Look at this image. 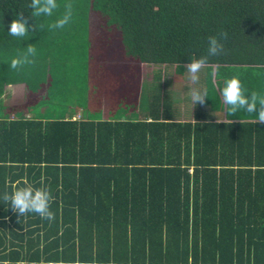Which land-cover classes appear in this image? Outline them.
Segmentation results:
<instances>
[{
  "label": "trees",
  "instance_id": "1",
  "mask_svg": "<svg viewBox=\"0 0 264 264\" xmlns=\"http://www.w3.org/2000/svg\"><path fill=\"white\" fill-rule=\"evenodd\" d=\"M67 2L32 18L30 0H0V264H264V124L210 114L225 119V79L248 98L264 92V0H70L71 22L50 30ZM18 14L36 25L23 39L8 34ZM221 31L225 53L209 57L219 74L206 67L196 85L207 90L196 123L87 111L108 92H96L98 75L122 73L116 61L124 73L150 64L181 76ZM29 45L35 62L12 69ZM16 83L26 95L9 103L3 87ZM150 105L171 103L155 89ZM28 184L51 190L54 220L3 201Z\"/></svg>",
  "mask_w": 264,
  "mask_h": 264
},
{
  "label": "clouds",
  "instance_id": "2",
  "mask_svg": "<svg viewBox=\"0 0 264 264\" xmlns=\"http://www.w3.org/2000/svg\"><path fill=\"white\" fill-rule=\"evenodd\" d=\"M31 9V17H51L55 10L59 7L57 0H30L27 5ZM65 11L61 18L57 19L54 23L48 25L49 29H62L68 25L73 16V5L67 2L64 5ZM8 34L12 37L23 39L29 35V28L36 31V25L33 23L29 26L27 18L22 14H18V18L13 19L7 26ZM44 27L43 24L40 25ZM228 39V33L221 31L217 35L209 36L207 38V54L199 58H189V63L184 65L187 72V83L191 85L189 92L192 108L197 103L203 105L205 98H207V90L196 87L200 82V72L206 67H211L212 75L215 77L219 74V65H209V57L219 56L225 53L224 41ZM36 48L33 45L26 47V50L20 54L18 58L11 61L10 67L12 69H18L25 65L33 64L34 57L36 56ZM220 96L225 105V119L217 121L216 123H224L231 125L232 119L237 112H244L250 116L255 117L254 123L264 124V92H251L250 98H248L247 89H245L237 77L225 79L224 86L219 89ZM259 106V107H258ZM191 108V109H192ZM258 113L253 115V113ZM194 121V120H193ZM194 123H196L194 121ZM2 199L7 203L11 210L18 216H22L28 213H35L41 218L52 221L55 219V213L50 210V202L54 199L51 190L48 187L34 188L31 184L25 187L18 188L11 194L4 193ZM4 264H9L5 261ZM48 264H55L53 261H49Z\"/></svg>",
  "mask_w": 264,
  "mask_h": 264
},
{
  "label": "crops",
  "instance_id": "3",
  "mask_svg": "<svg viewBox=\"0 0 264 264\" xmlns=\"http://www.w3.org/2000/svg\"><path fill=\"white\" fill-rule=\"evenodd\" d=\"M182 81H187V78L183 79L182 75L178 77L173 74L171 76L153 73H139L138 75L125 73L124 75L123 73L100 74L96 78V92L100 94L104 90H108V92L101 95V105L89 106L87 107V111L94 119H112L116 113H119L120 119L148 120L150 118L148 112L151 111L154 114L156 109L159 118H168L170 121L175 122L192 121L194 119L193 110L195 107L192 108L190 96L187 94L191 85L184 82L182 84ZM155 89L159 90L161 95L167 94L171 103L168 111L164 109V106H160V102V105L157 107L150 105L151 99L155 95ZM3 90V96H15L19 92V95L22 97L26 95L22 83L6 84ZM182 90L186 91V96L182 97V95L177 93L178 91L182 92ZM121 99L124 103H128V106L118 105L117 102ZM71 108L73 109L72 106ZM44 109L45 106H40L38 110L44 112ZM81 111L82 107L74 110L70 109V111L66 109L64 116L67 117L71 114L70 116L72 117H78ZM210 114L216 120L222 119V114L219 112Z\"/></svg>",
  "mask_w": 264,
  "mask_h": 264
},
{
  "label": "rangeland",
  "instance_id": "4",
  "mask_svg": "<svg viewBox=\"0 0 264 264\" xmlns=\"http://www.w3.org/2000/svg\"><path fill=\"white\" fill-rule=\"evenodd\" d=\"M120 58V57H119ZM121 60H126V57H121L120 58ZM123 63V62H122ZM121 61H116L115 63V67H117L118 69H116L117 72H122L123 75H124V72L120 69L119 65L122 64ZM123 66V65H121ZM123 68L127 71V73L125 74H135V72H140V73H152V72H155L157 70H160V72L164 71L166 72L167 75L171 76L173 73V75H176V76H180V75H177L175 73V71L172 69L171 66H163V65H150V64H140L139 67H138V64L137 66L134 65V64H128L126 65V68L123 66ZM120 70V71H119ZM162 70V71H161ZM181 75H182V78L183 79H186L187 78V72L185 70V68H183V71L181 72ZM184 83H187V81H182V84ZM182 88V87H181ZM19 92V91H18ZM20 93V92H19ZM19 93H17L15 96L13 95L12 97L11 96H4L6 97L5 101L11 103V102H14V101H19L21 100L23 97L19 95ZM178 94L182 95V97L185 95L186 96V91H178L177 92Z\"/></svg>",
  "mask_w": 264,
  "mask_h": 264
}]
</instances>
